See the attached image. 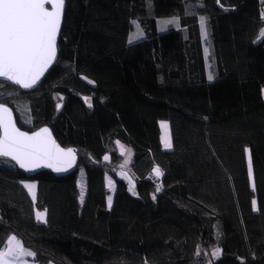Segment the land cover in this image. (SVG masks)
<instances>
[{
	"label": "trees",
	"instance_id": "16d2710c",
	"mask_svg": "<svg viewBox=\"0 0 264 264\" xmlns=\"http://www.w3.org/2000/svg\"><path fill=\"white\" fill-rule=\"evenodd\" d=\"M133 21L144 37L129 43ZM262 30L264 0H65L56 64L29 92L0 80V104L23 130L49 126L79 165L27 176L0 159V250L13 235L38 264H264Z\"/></svg>",
	"mask_w": 264,
	"mask_h": 264
},
{
	"label": "snow or ice",
	"instance_id": "6c2138e0",
	"mask_svg": "<svg viewBox=\"0 0 264 264\" xmlns=\"http://www.w3.org/2000/svg\"><path fill=\"white\" fill-rule=\"evenodd\" d=\"M64 4L65 0H0V77L25 89L33 87L39 81L56 57L57 36L63 18ZM46 5H51V8ZM165 23H177V21L171 20ZM136 27L139 29L138 24ZM204 27V18H201V28ZM139 35L142 33L138 32L130 37L129 43L139 38ZM260 38H264V30L261 31ZM209 79L211 80L212 77L209 76ZM0 133H2L0 158H10L26 171L40 167L53 168L57 172L66 171L75 161L73 150L60 148L47 128L31 135L20 131L12 119L10 109L3 104H0ZM165 146H171L167 135ZM153 171L156 177L162 175L159 167ZM249 174L251 175L250 159ZM24 188L35 201L36 185L25 183ZM159 190L158 187L157 191ZM81 201H83V191ZM111 203L112 198L109 197V207ZM45 216L46 212L36 213L38 221L46 222ZM218 254L219 250L213 253V255ZM34 255L13 236L9 240L7 249L0 251V264H15L23 256Z\"/></svg>",
	"mask_w": 264,
	"mask_h": 264
},
{
	"label": "rangeland",
	"instance_id": "374dc122",
	"mask_svg": "<svg viewBox=\"0 0 264 264\" xmlns=\"http://www.w3.org/2000/svg\"><path fill=\"white\" fill-rule=\"evenodd\" d=\"M171 20H174V19H160V20H158V29H159V31H164L168 27H170L173 24H175V23H165L166 21H171ZM133 22H135V23H133V29H132V31H131V33L129 35V39H130V37H132L134 34H137L138 32L142 33V35H139V38L134 39L132 43H134L136 41H139V40L143 39V37H144V34L142 32L141 27L139 26V29H137V27H136L138 22L137 21H133ZM202 37H203V40H204L205 39V34L204 33H202ZM204 50H205V53H206V49L205 48H204ZM207 69H208V65H207ZM209 76H211V74L210 75L208 74V77ZM263 96H264V89H263ZM25 103L26 102H23L22 100H20V102H15V106L17 107L19 116L22 119V121H24L26 123H30V121H31V119H30L31 118V113H30V110H29V108L27 106V103L26 104ZM164 125H166V127H164ZM160 128H161V142H162L163 148L164 149H168V148L170 149L171 146L170 147H166L165 146V136L166 135L170 139V145H171L170 129H169L168 122L167 121H161ZM116 145H117L118 152L121 153L122 156H123V163L125 165L129 166L130 163L132 162L133 150L131 149V147L126 146L125 144H123V143H121L119 141L117 142ZM119 174H120L121 177H123L128 182V189H129V191L131 193L134 194V184H133V180L130 177V175L128 173L124 172V171H120ZM152 177H153V179L155 181L157 179L159 180L161 178V176L160 177H156L155 174H154V171H153V176ZM78 187H79V190H80V198H81V192L82 191H83V198H84V195H85V192H86V182H85V177H84V173H83L82 170L78 174ZM106 187H107V189L109 191V195L107 197V203H108V198L109 197H111L113 199V190L115 188L114 181L108 176L106 177ZM215 256H218V255H215ZM204 264H210V263H204Z\"/></svg>",
	"mask_w": 264,
	"mask_h": 264
},
{
	"label": "water",
	"instance_id": "95a60500",
	"mask_svg": "<svg viewBox=\"0 0 264 264\" xmlns=\"http://www.w3.org/2000/svg\"><path fill=\"white\" fill-rule=\"evenodd\" d=\"M46 7H48V8L50 9V8H51V5H46ZM64 13H65V4H64V12H63V18H62V21H61L60 30L62 29L63 22H64ZM59 32H60V31H59ZM58 35H59V33H58ZM57 47H58V36H57ZM57 58H58V54L56 53V57H55V60L53 61V63H52V64L48 67V69L43 73V75L40 77L39 81H38L33 87H31V88H27V89H25V88H23L22 86L17 85V84H15V83L12 82V81H8L7 79H5V78H3V77H0V80H1V81H4V82H8V83H10V84H12V85L18 87V88H19L20 90H22L23 92H29V91H32V90H34V89H35V88H36V87L42 82V80L45 78V76L48 74V72L53 68V66L56 64ZM3 105L6 106V107H8V108L10 109L11 114H12V119H13V121L15 122L16 127H17L20 131H22V132H26V133H28L29 135H31V134H33V133L40 132L41 129L47 128V129L49 130V132L51 133V137H52V139L56 142L57 145H59L60 148L65 149V150H67V149H72V150H73V152L75 153V161H74V163L72 164V166H71L70 168H68L66 171L57 172V171H55L53 168H48V167H40V168H37V169H35V170H33V171H26V170H24V169H21L18 165H16L15 161H12L10 158H0V159L8 160V161L14 163V164L18 167V169H19L21 172H23L25 175H27V176H33V175L38 174V173L43 172V171H49V172L53 173L55 176H57V177H62V176L70 175V174H72V173L75 172V170L77 169V167H78V165H79V156H78V149H77V148H75V147H63V146H61V145L57 142V140H56V138L54 137V135H53V133H52V130H51V128H50L49 126H42V127H40L39 129H37V130H35V131H32V132H29V131H26V130L21 129L20 127H18V125H17V123H16V118H15V114H14L13 109H12L9 105H6V104H3ZM0 134H2V133H0Z\"/></svg>",
	"mask_w": 264,
	"mask_h": 264
},
{
	"label": "crops",
	"instance_id": "0c3cea01",
	"mask_svg": "<svg viewBox=\"0 0 264 264\" xmlns=\"http://www.w3.org/2000/svg\"><path fill=\"white\" fill-rule=\"evenodd\" d=\"M160 123H161V121H160ZM169 149V148H168ZM25 183H30V184H35L36 185V194H37V183L35 182V181H23L22 182V185L24 186V184ZM27 190V189H26ZM114 191H115V188H114V190H113V194H114ZM29 193V192H28ZM30 195V194H29ZM30 197H31V199H32V196L30 195ZM33 200V199H32ZM35 201H36V199H35ZM34 201V202H35ZM45 212V211H43V210H36V213L37 212ZM45 220H46V216H45ZM40 222H42V223H45V222H43V221H40ZM11 237H13V235L12 236H10L9 237V239H8V241H7V243H6V246L3 248V249H1L0 251H4V250H6L7 249V247L9 246V240H10V238ZM15 237V236H14ZM16 238V237H15ZM16 240L18 241V239L16 238ZM13 243H15V241H13ZM25 248V247H24ZM26 249V248H25ZM26 250H28V249H26ZM28 251H30V250H28ZM15 264H38L35 260H34V256H23V257H21L18 261H16L15 262Z\"/></svg>",
	"mask_w": 264,
	"mask_h": 264
},
{
	"label": "built area",
	"instance_id": "2783aa9c",
	"mask_svg": "<svg viewBox=\"0 0 264 264\" xmlns=\"http://www.w3.org/2000/svg\"><path fill=\"white\" fill-rule=\"evenodd\" d=\"M157 184H159V182H157Z\"/></svg>",
	"mask_w": 264,
	"mask_h": 264
}]
</instances>
